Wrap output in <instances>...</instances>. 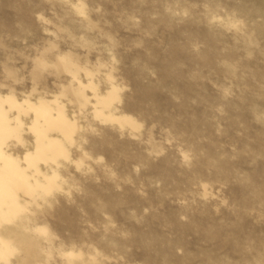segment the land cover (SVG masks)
<instances>
[{"label":"rangeland","instance_id":"obj_1","mask_svg":"<svg viewBox=\"0 0 264 264\" xmlns=\"http://www.w3.org/2000/svg\"><path fill=\"white\" fill-rule=\"evenodd\" d=\"M0 264H264V0H0Z\"/></svg>","mask_w":264,"mask_h":264}]
</instances>
